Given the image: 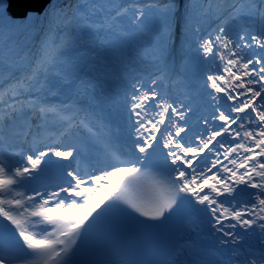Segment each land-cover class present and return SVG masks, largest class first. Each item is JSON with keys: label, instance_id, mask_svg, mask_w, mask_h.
<instances>
[{"label": "snow or ice", "instance_id": "6c2138e0", "mask_svg": "<svg viewBox=\"0 0 264 264\" xmlns=\"http://www.w3.org/2000/svg\"><path fill=\"white\" fill-rule=\"evenodd\" d=\"M224 4L221 8L215 0H163L148 5L162 14L164 25L158 75L148 81L132 80L125 97L135 133L133 151L127 159L117 157V164L103 174H82L79 167L67 170L66 178L52 190L33 187L26 194L29 182L43 171L41 165L48 163L45 157L70 161L75 153L74 148L48 144L49 121L75 104L57 108L48 99L58 91L51 79L53 53H62L75 40L97 60L99 33L111 31L135 6L115 0L64 5L49 0L48 33L37 56L20 63L6 61L0 51V218L7 221L0 224V264H69L93 214L98 216L97 209L109 199H121L110 193L141 179L149 150L155 152L161 145L170 170L155 183L167 194L147 206L132 201L129 206L151 220H165L179 211L185 194L190 203L203 206L202 223L217 246L228 249L224 264H264V0ZM136 12L137 20L145 14L142 8ZM27 18L25 14L19 19ZM210 18L218 23L206 28ZM17 19L6 20L0 12V29L15 26ZM239 19L245 20L242 29L230 32L227 22ZM177 40L182 52L195 46L202 60L215 68L205 82L211 112L202 118L203 129L192 136L186 119L191 108L177 106L161 91L167 56ZM76 73L81 85L93 90L104 76L96 63L85 64ZM73 78L65 74L61 83ZM253 235L257 243L246 244ZM193 248L190 242L181 245L171 264H211Z\"/></svg>", "mask_w": 264, "mask_h": 264}, {"label": "bare ground", "instance_id": "6f19581e", "mask_svg": "<svg viewBox=\"0 0 264 264\" xmlns=\"http://www.w3.org/2000/svg\"><path fill=\"white\" fill-rule=\"evenodd\" d=\"M146 1L144 5L142 2ZM151 0H115L117 4L134 5L135 7H129L131 9L130 12H126L122 14L118 19H122L121 25H132L133 30H137L141 28L140 35H136L134 37H128L126 40V44L123 45V51L120 50V53L117 54L114 50V47L111 46V50H109L110 54H113V58L115 59V64L119 62L127 63L126 67L132 69L131 76L125 77L122 74H117L116 72L107 71L105 67H107L110 59H105L104 57H99L97 60L92 61L91 55L88 57H84L82 51L77 52L73 51L74 55L79 56L78 58V66L73 67H64L60 66L55 70V74L57 75V80L61 78L63 75L68 74L72 75L74 78L77 75L76 70L85 64L96 63L99 68L103 70L104 76L101 80L102 87L99 90H93V95H97L101 90L110 92L112 89L116 92L115 99L111 100L110 106L106 108L104 112V117L108 118L111 122H103L105 132L109 135H116L121 138L126 145H134V137L135 133L132 127H124L120 128V124H125L127 118L129 120V113L127 114V118L124 116V109L126 108L125 97L130 89V82L137 78H145V81L149 78L150 75L157 73L158 75V52L162 42V29L164 25V18L162 14L157 10L151 7L148 2ZM70 3L69 0H66L64 4ZM138 3V4H136ZM62 4V5H64ZM219 7L223 8L224 6L219 5ZM137 8H142L144 11V16L139 20L136 19L138 13L136 12ZM40 18V17H39ZM19 21V20H18ZM218 23V22H217ZM232 23L231 27H227L230 32L235 33L238 32L239 22L236 21H228L226 25ZM241 28L245 24V20H240ZM114 29L121 31L122 33H127L128 29L123 28L119 29L120 26L116 24ZM135 27V29H134ZM206 28L209 27L205 25ZM43 28L40 24L34 23L33 26L29 27V24H21L18 23L16 26H12L10 28L4 26L0 29V51L3 52V56L6 61L13 59L15 53L24 47L26 50V54L24 59L32 58V52L39 51L41 44L38 46L36 43L40 39L39 29ZM255 30L259 31L258 28L254 26ZM240 31V29H239ZM20 33L22 35H20ZM105 36L107 33L103 31ZM105 36L103 35L104 39ZM115 39L114 36H110L107 39ZM118 38L115 39L114 43L117 44ZM119 45L121 42L118 43ZM126 55H128L126 57ZM177 56V60L175 62V58ZM106 57V56H105ZM103 60V63H101ZM135 63V64H134ZM132 64H134L132 66ZM121 64L116 67L117 71L123 70L121 69ZM143 67H146V71H143ZM142 68V69H141ZM215 71V68L211 65L210 62H205L202 60L201 55L198 54L197 49L193 46L191 49L186 51H181L179 47V40L176 41V44L172 46L167 56V76L169 73L171 74H183L182 81L176 87V92L173 97H171L167 93V83H169V79L166 78L163 80L161 91L167 94V98L170 102L175 101L176 105L183 104L186 107H190L191 111L187 113L186 119L188 121V126L191 128V131L188 133L189 136H192L194 133L201 131L203 129L202 118L206 117L211 112V101L208 96V92L210 89L205 87L206 75ZM134 73V74H133ZM59 87H62L63 84L61 80H59ZM68 84V83H67ZM100 84V82H99ZM197 88L199 91L197 92ZM108 102V94L106 95ZM208 106V107H206ZM207 109V110H206ZM104 118V119H105ZM130 122V120H129ZM183 123V121H181ZM109 125V126H107ZM102 143L101 140L98 141L97 145L100 146ZM202 209L203 206L200 205ZM201 217L195 222L194 227H203L206 224L202 223L205 221L206 213L201 211ZM252 237V236H250ZM212 242H214V237H212ZM204 258L205 256H201Z\"/></svg>", "mask_w": 264, "mask_h": 264}, {"label": "rangeland", "instance_id": "374dc122", "mask_svg": "<svg viewBox=\"0 0 264 264\" xmlns=\"http://www.w3.org/2000/svg\"><path fill=\"white\" fill-rule=\"evenodd\" d=\"M223 1V0H222ZM153 4H160V2H153ZM7 6H8V0H0V12H2L5 16V19L7 20L8 17H11L8 12H7ZM213 19H210V21H212ZM37 22V18L35 16H33L32 14L29 16V18L25 19V20H16L15 22V26L18 24V23H21V24H29V27L33 26L34 23ZM6 27L10 28L12 27L13 25H10V24H5ZM128 29V32L127 33H123L122 35L118 36V42L117 44L116 43H112L111 46L114 47V50L116 51L117 54L120 53V50L123 51V45L126 44V40L128 37H134L136 35H140L142 34L143 32H141V28H138L137 30H133L132 28V25H128L126 27ZM135 29V27H134ZM238 30V29H237ZM236 33V32H235ZM22 35V34H21ZM121 42V44L119 45L118 43ZM113 61L111 63L110 66L113 67L114 71L116 73H120V71L117 72V69H116V64L114 63L115 62V59L113 58V55H112V60ZM59 64H61V66H67V62H60ZM122 64V62H119V65ZM113 98V96L111 97Z\"/></svg>", "mask_w": 264, "mask_h": 264}, {"label": "water", "instance_id": "95a60500", "mask_svg": "<svg viewBox=\"0 0 264 264\" xmlns=\"http://www.w3.org/2000/svg\"><path fill=\"white\" fill-rule=\"evenodd\" d=\"M49 0H11L10 11L15 16L23 17L29 11L41 10L40 7H45Z\"/></svg>", "mask_w": 264, "mask_h": 264}]
</instances>
